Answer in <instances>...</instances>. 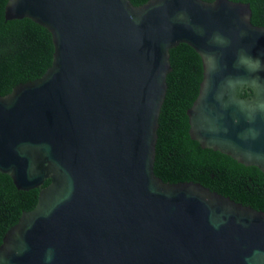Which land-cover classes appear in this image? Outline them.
<instances>
[{"label": "water", "instance_id": "1", "mask_svg": "<svg viewBox=\"0 0 264 264\" xmlns=\"http://www.w3.org/2000/svg\"><path fill=\"white\" fill-rule=\"evenodd\" d=\"M16 20L51 59L0 96V264H264V212L153 172L185 44L189 139L264 174V0H5Z\"/></svg>", "mask_w": 264, "mask_h": 264}, {"label": "trees", "instance_id": "2", "mask_svg": "<svg viewBox=\"0 0 264 264\" xmlns=\"http://www.w3.org/2000/svg\"><path fill=\"white\" fill-rule=\"evenodd\" d=\"M5 0H0V96L15 85L39 78L51 59L50 34L28 20L2 24ZM155 146L154 175L164 183L193 182L235 203L264 212V174L229 157L201 149L189 139L187 110L202 80L199 56L185 44L169 52Z\"/></svg>", "mask_w": 264, "mask_h": 264}]
</instances>
